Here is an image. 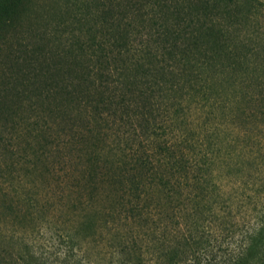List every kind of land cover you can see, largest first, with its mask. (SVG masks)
<instances>
[{
	"label": "trees",
	"instance_id": "trees-1",
	"mask_svg": "<svg viewBox=\"0 0 264 264\" xmlns=\"http://www.w3.org/2000/svg\"><path fill=\"white\" fill-rule=\"evenodd\" d=\"M46 227L62 264H264V0H0V264H55Z\"/></svg>",
	"mask_w": 264,
	"mask_h": 264
},
{
	"label": "rangeland",
	"instance_id": "rangeland-1",
	"mask_svg": "<svg viewBox=\"0 0 264 264\" xmlns=\"http://www.w3.org/2000/svg\"><path fill=\"white\" fill-rule=\"evenodd\" d=\"M40 13V12H39ZM52 225V224H51ZM76 223L73 224L72 221H68L67 216H62L61 220L59 219L52 227L57 232L62 227H69L71 229L75 228ZM45 233L38 236L36 243L37 246L40 247V252H44L46 257H49L51 261L55 264H62L64 261L67 260L69 254H71L70 250L68 249L65 240L58 237L57 232H53L52 229L46 227L44 229ZM37 236V235H36ZM36 250H38L36 248ZM78 254V252L76 251Z\"/></svg>",
	"mask_w": 264,
	"mask_h": 264
}]
</instances>
